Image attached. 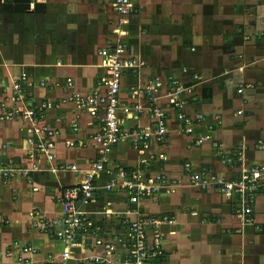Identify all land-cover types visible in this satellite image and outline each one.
<instances>
[{
  "label": "crops",
  "instance_id": "crops-1",
  "mask_svg": "<svg viewBox=\"0 0 264 264\" xmlns=\"http://www.w3.org/2000/svg\"><path fill=\"white\" fill-rule=\"evenodd\" d=\"M133 2L134 10L120 23L113 0H0V160L38 166L29 176L0 177V264L60 263L65 242L41 224L62 217L64 190L81 182L101 157L94 135L104 112L79 108L76 95L105 93L108 74L100 51L119 43L124 57L138 62L122 77L123 128L153 122V96L166 112L168 132L152 140L147 166L129 140L114 145L106 165L140 168L146 177L162 173L171 187L134 204L127 190L106 189L109 176L100 172L94 197L80 202L93 228L80 233L81 244L67 264H99L91 256L103 255L105 247L96 241L115 240L120 247L128 221L140 215L169 219L159 224L158 264H264V185L254 221L245 223L235 213V195L191 178L202 169L235 178L243 169L264 167V44L247 42L251 32H241L239 20L235 24L234 1L228 4L231 16L225 14L226 0ZM151 81L157 85L150 93ZM173 81L186 88L180 99L192 132L172 108ZM15 82L25 95L14 102L18 106L50 104L39 124L51 133L34 135L49 145V157L27 142L26 120L5 117ZM25 246L36 252L23 254Z\"/></svg>",
  "mask_w": 264,
  "mask_h": 264
},
{
  "label": "built area",
  "instance_id": "built-area-1",
  "mask_svg": "<svg viewBox=\"0 0 264 264\" xmlns=\"http://www.w3.org/2000/svg\"><path fill=\"white\" fill-rule=\"evenodd\" d=\"M113 8L120 15V23L125 22V18L134 10L133 0H113ZM123 33L122 30H118ZM125 45L119 43L112 49H102L100 54L103 58L102 66L106 68L108 76L104 78L103 83L106 86L105 93L96 91L87 96L76 95V102L79 108L85 109L92 114H97L103 110L102 125L100 130L94 135L95 143L98 146L101 157L92 163L87 171L85 178L66 188L62 195V217L59 220H52L49 224L42 223V227L48 230L58 238L64 240L65 248L61 254L59 264H67L73 257V248L80 246L79 235L83 231L91 230L93 223L90 218L80 208V202L87 203L93 197L97 190L96 177L100 172L109 176L106 189L114 188L125 189L130 194L131 202L137 204L141 198L150 197L156 192L171 187L166 185L165 176L162 173H156L151 176H145L142 169H126L119 167L112 169L107 167L106 156L112 150L114 145L123 140L131 141L133 147L141 156V161L145 166L149 164L152 155L148 153L152 140H162L168 132L166 122V112L154 105L155 98L151 97L149 107L153 122L149 126L125 130L122 126V117L119 112L122 110L119 102V91L122 84V77L125 70L138 66L133 58L124 57ZM174 90L169 94L172 108L178 111L179 118L187 125V132H192V119L183 112V100L180 94L186 89L179 82L173 81ZM157 82L151 81L146 89L152 92L156 88ZM14 96H11L13 104L6 105L5 117L12 119L21 116L28 122L27 130L29 144H37L41 152L49 153V145L43 140L37 143L34 135H40L43 132L51 133L45 126L39 124L42 113L50 104L48 102L39 103L33 107L18 106L14 102L22 101L25 95L22 92V86L15 82L12 88ZM243 90V86L239 91ZM135 93L138 90L134 89ZM140 110V106H136ZM125 113L130 112V108L123 109ZM231 158L226 161L231 162ZM188 170L192 169L190 163H186ZM38 166H20L11 162L0 160V177L11 178L18 174L29 176ZM191 178L195 184L202 187H213L226 195H235L238 199V205L235 210L237 216L241 217L245 223H252L254 203L257 199L260 189L264 185V167L255 166L243 169L235 178H227L222 175H209L206 170L193 172ZM167 217L150 218L147 216H138L137 218L126 221L129 227V233L117 241L98 239L97 244L105 247L103 255L91 256L99 264H158V260L163 253L162 233L159 224L168 221ZM57 225H60L57 227ZM150 228V230H149ZM95 232V230H93ZM122 249V253L118 250ZM36 249L30 246L23 248V254H33ZM118 254V255H117ZM117 255V256H116ZM28 262L29 257L21 258Z\"/></svg>",
  "mask_w": 264,
  "mask_h": 264
},
{
  "label": "rangeland",
  "instance_id": "rangeland-1",
  "mask_svg": "<svg viewBox=\"0 0 264 264\" xmlns=\"http://www.w3.org/2000/svg\"><path fill=\"white\" fill-rule=\"evenodd\" d=\"M234 1L235 4V24L237 20L240 21L241 32L245 33L248 29L251 32V35L248 36L247 42L253 41L257 45L264 44V0H226L225 4V14L229 15L231 12L228 8V4ZM230 14L229 16H231ZM239 19H238V18ZM232 18V17H231ZM231 23V22H230ZM228 23V24H230ZM236 26V25H235ZM259 33H256V32ZM256 34H259V39L256 37ZM248 43H245V46ZM243 45V43H242Z\"/></svg>",
  "mask_w": 264,
  "mask_h": 264
}]
</instances>
